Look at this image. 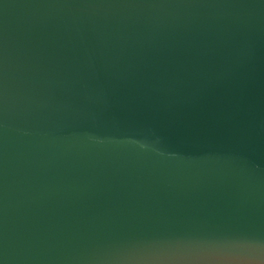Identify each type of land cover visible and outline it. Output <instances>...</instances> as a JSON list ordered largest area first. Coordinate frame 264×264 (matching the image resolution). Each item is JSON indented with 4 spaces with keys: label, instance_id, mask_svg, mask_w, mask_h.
<instances>
[{
    "label": "water",
    "instance_id": "95a60500",
    "mask_svg": "<svg viewBox=\"0 0 264 264\" xmlns=\"http://www.w3.org/2000/svg\"><path fill=\"white\" fill-rule=\"evenodd\" d=\"M0 264H264V0H0Z\"/></svg>",
    "mask_w": 264,
    "mask_h": 264
}]
</instances>
